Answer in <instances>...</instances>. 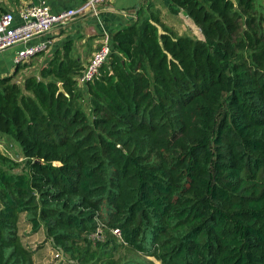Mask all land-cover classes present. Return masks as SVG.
I'll return each instance as SVG.
<instances>
[{
    "label": "trees",
    "instance_id": "16d2710c",
    "mask_svg": "<svg viewBox=\"0 0 264 264\" xmlns=\"http://www.w3.org/2000/svg\"><path fill=\"white\" fill-rule=\"evenodd\" d=\"M170 3L204 40L149 6L93 83L72 43L23 85L0 78V137L23 156L0 152V264H35L22 214L78 261L101 221L97 264H154L103 259L116 229L161 264H264V15L255 0Z\"/></svg>",
    "mask_w": 264,
    "mask_h": 264
},
{
    "label": "crops",
    "instance_id": "0c3cea01",
    "mask_svg": "<svg viewBox=\"0 0 264 264\" xmlns=\"http://www.w3.org/2000/svg\"><path fill=\"white\" fill-rule=\"evenodd\" d=\"M5 1V0H4ZM86 0H14V4L9 3L6 13H14L16 23H20L18 12L20 9L32 5L46 2L52 12L59 13L65 10L79 7ZM152 7L151 10L159 12L161 22L179 35L195 33L198 28L193 21L183 12H172L170 0H113L102 7L99 16L85 15L71 20L68 24L55 27L45 38L53 41L51 50L40 55L27 63L32 65L28 68L26 64L17 67L13 58L22 46H16L0 52V78L10 77L16 73L14 81L23 73H29L30 69H40L47 67L50 61L59 52L64 53L66 45L72 43L71 55L77 59L85 68L91 60L93 54L99 49L105 36L110 39L114 34L128 26L137 18V13L142 8ZM160 32L163 29L159 27ZM199 29V28H198ZM201 31V30H200ZM202 33V32H201ZM202 35V34H201ZM201 39L200 35L196 36ZM18 71V72H17ZM40 73V72H39Z\"/></svg>",
    "mask_w": 264,
    "mask_h": 264
},
{
    "label": "built area",
    "instance_id": "2783aa9c",
    "mask_svg": "<svg viewBox=\"0 0 264 264\" xmlns=\"http://www.w3.org/2000/svg\"><path fill=\"white\" fill-rule=\"evenodd\" d=\"M113 0H86L79 7L59 13L52 12L46 2L28 5L18 12L20 23H16L14 13L0 15V52L22 46L14 58L15 65H24L32 59L51 50L53 41L45 38L55 27L68 24L81 16H99L102 7ZM112 53L111 39L105 36L99 49L93 54L88 65L78 77L80 86L93 83L100 75L102 66ZM114 235L121 237V232L113 230Z\"/></svg>",
    "mask_w": 264,
    "mask_h": 264
},
{
    "label": "rangeland",
    "instance_id": "374dc122",
    "mask_svg": "<svg viewBox=\"0 0 264 264\" xmlns=\"http://www.w3.org/2000/svg\"><path fill=\"white\" fill-rule=\"evenodd\" d=\"M258 10L262 15H264V0H255ZM9 3L14 4V0H5V5L7 10ZM171 30V29H169ZM173 33L175 31L171 30ZM197 34L187 33L189 36L196 37L199 36L204 40L203 35H201L200 29H196ZM197 38V37H196ZM27 65V64H26ZM28 68L32 65L28 64ZM40 69H30L29 73H23L22 78L18 76L16 81H20V85H23L26 78L33 75H39ZM0 152L9 156L11 159L22 162L23 156L20 150V147L17 143L7 137H0ZM21 168L15 169V172H20ZM99 228L96 234H92L89 237V241L92 243L91 254H95L94 258L90 256L86 257L83 261H78L73 259L69 254L65 253L60 247L56 246L54 241L50 239L47 235L46 229L42 227L39 231L34 232L32 224L29 221V216L27 214H22L19 219V235L21 236L23 244L29 249L35 252L34 254V263L35 264H97V256L100 254V251H97V243L102 244L107 243L110 238L107 237V232L101 221H98ZM113 233V232H112ZM114 235V233H113ZM114 240L106 248L108 251L102 255V258L105 260H111L112 257L114 260H117L119 263H124L129 260L140 259L145 262H151L154 264H161L154 257H147L140 255L130 249H128L121 237L114 235ZM85 246V243H81V248Z\"/></svg>",
    "mask_w": 264,
    "mask_h": 264
},
{
    "label": "water",
    "instance_id": "95a60500",
    "mask_svg": "<svg viewBox=\"0 0 264 264\" xmlns=\"http://www.w3.org/2000/svg\"><path fill=\"white\" fill-rule=\"evenodd\" d=\"M60 88L62 89V86Z\"/></svg>",
    "mask_w": 264,
    "mask_h": 264
}]
</instances>
